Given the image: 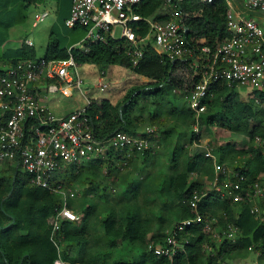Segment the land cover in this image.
Returning <instances> with one entry per match:
<instances>
[{"label": "trees", "instance_id": "16d2710c", "mask_svg": "<svg viewBox=\"0 0 264 264\" xmlns=\"http://www.w3.org/2000/svg\"><path fill=\"white\" fill-rule=\"evenodd\" d=\"M160 7L159 0H149L139 6L138 12L149 17ZM179 7L189 15L184 20L187 29L184 41L187 45L193 48L208 46L215 50L229 37L226 27L228 15L223 0L211 4L183 0ZM161 19V15L155 18ZM139 25V33L144 34L148 25L145 22ZM31 46L23 41L15 54L19 56L4 61L13 63L38 58ZM126 46L123 39L109 37L103 42L82 43L81 49L73 46L60 48L57 43L49 41L43 57L65 60L69 49L78 64H114L146 79L141 86L130 88L116 104L101 98L89 99L86 113L94 138L98 141L109 138L116 131L145 136V131L138 132L142 119L139 113L135 114V110L143 112L146 103L152 104L153 111L149 116L154 128L152 135L160 132L155 148L160 143L165 151L168 150V163L172 168L168 173L166 196L159 201L154 194L158 190L133 188L132 180L128 181L131 172L116 177L113 183L127 182L126 190L117 191V194L114 190L106 193V177L117 171L114 164L128 166L139 157L147 161L154 147L129 155L124 151L111 150L105 159H98L85 167L81 165L80 172L77 165L67 167L57 179L72 188L78 185L81 192L68 203L78 214V220H66L60 225L58 235L63 260L69 264H223L226 259L250 253L255 255L256 250H263L264 89H253L241 99L239 91L223 83L212 84L204 101L206 109L199 117L203 133L217 143L212 148L216 163L240 170L249 182L260 183L263 196L257 202L259 213L256 215L250 212L251 203H231L222 199L207 191L204 183L197 178L206 174L211 179L213 165L211 159L204 157L196 148L187 149L194 141L191 131L193 113L183 98L200 81L199 71L189 67L190 59L167 60L146 44L142 47V57L132 67L124 52ZM249 94L253 95L252 99H248ZM167 122L172 123L170 127H165ZM157 126L163 129L159 131ZM152 135L148 136L150 140ZM232 135L242 136V144L231 141L229 138ZM185 136L187 142L184 143L182 139ZM236 161L239 163L235 164ZM103 167L105 175L101 173ZM4 172L8 173L6 177L1 175ZM193 191L202 196L198 203L200 213L214 218L218 228L235 225L237 239L234 242L217 240L213 234L194 227L183 253L175 255L171 261L155 255L149 244L161 243L164 231L173 220L192 216L184 201ZM78 197L79 202H72ZM60 208L58 194L32 184L28 175L19 172L16 167L1 170L0 264H53L57 254L49 237L48 219ZM166 211L168 217H163ZM154 223L158 227L156 230H153ZM124 243L133 247L135 254L131 259H116L114 253ZM251 245L253 248L249 249ZM258 259L260 264H264V257L258 256Z\"/></svg>", "mask_w": 264, "mask_h": 264}, {"label": "built area", "instance_id": "2783aa9c", "mask_svg": "<svg viewBox=\"0 0 264 264\" xmlns=\"http://www.w3.org/2000/svg\"><path fill=\"white\" fill-rule=\"evenodd\" d=\"M148 1L71 0L64 25L84 29L81 45L103 42L106 37L123 39L127 44L124 52L132 67L142 57V47L146 44L170 61L189 58V67L199 71L200 81L184 96V101L193 113L191 131L194 141L191 146L202 148L203 156L210 158L213 165V176L207 182L209 189L206 190L231 203L249 202L250 212L257 215V202L263 196L260 183L249 182L240 170L216 163L213 147L200 137L203 131L199 117L206 109L204 101L212 84L223 83L233 89H264V0H223L230 35L215 50L208 46L193 48L184 41L187 31L184 20L189 15L179 7L183 0H159L164 11L161 14L163 19L152 21L138 12L139 6ZM198 1L211 4L216 0ZM46 16V11L36 13L33 24ZM141 22L148 25L144 34L139 33ZM25 44L30 46L32 42L26 40ZM77 65L69 49L65 60L38 57L13 63L0 61V171L16 167L28 175L32 184L60 196L61 208L48 219L49 237L57 254L53 264H69L62 258L58 234L63 221L79 218L68 205L69 200L79 193L75 188L61 184L58 174L72 165L105 159L111 150L129 155L149 150L154 143L148 138L153 133L152 127L146 129L145 136L116 131L105 140H96L86 113L89 99L85 107L61 116L40 102V94L61 93L70 97L71 88L80 85ZM98 86L103 89L106 84L99 82ZM201 197L193 191L184 201L192 216L175 221L164 231L161 243L149 244L155 255L171 261L175 255L183 253L194 227L213 234L217 240L234 242L237 239L235 225L218 228L214 218L200 213L198 203ZM206 248L210 249L207 245ZM263 251L256 250L255 256L264 257Z\"/></svg>", "mask_w": 264, "mask_h": 264}, {"label": "rangeland", "instance_id": "374dc122", "mask_svg": "<svg viewBox=\"0 0 264 264\" xmlns=\"http://www.w3.org/2000/svg\"><path fill=\"white\" fill-rule=\"evenodd\" d=\"M68 1L69 0H0V61L19 56L15 54L18 53L23 45V41L26 39L33 43L31 48L34 50L36 57L44 56L49 41L57 43L60 48H67L72 45L74 48L81 49L82 45L78 40L84 37L85 32L81 28L72 29L66 27L62 20V13L66 11ZM44 11L47 12V16L34 25V15ZM163 12L161 8H158L149 16V20H155V18ZM119 30L118 27L116 29L117 36ZM76 71L80 79V85L79 87L71 88L72 95L70 97H66L61 93L39 96L40 102L47 105L56 115L61 116L81 109L86 106V100L91 98L106 99L116 104L123 99V96L130 88L139 87L146 82L145 78L139 77L130 70L114 64L81 63L77 65ZM99 82L106 84V86L100 89L98 86ZM235 90L239 91L241 93L240 98L244 99L243 95L247 94L252 89L250 87H241ZM252 98L253 95L249 94L248 99ZM139 102H141V100H139ZM141 104L142 103H140V105ZM145 105L146 107L143 112L135 110V114L137 115V113H139V117L142 119V124L138 128L139 133L152 127L149 116L153 111V106L150 103H146ZM171 124V122H167L165 127H170ZM158 129L161 131L163 127L159 126ZM178 129L180 130V128ZM188 131L185 132L186 135ZM159 135L160 132H155L154 135H152L153 139L151 141L154 142V148L155 145H157L156 143H158L157 140L159 139ZM200 137L202 141H207L212 147L217 145V143L213 142L205 132ZM183 138L182 141L184 143L187 142V137L185 136ZM229 139L238 144H242L243 142L242 136L238 135H232ZM159 147L155 148V152L153 151V153L150 154L147 161L139 157L136 158L135 161L132 160L128 166L114 164L117 171L112 172L106 177V193H110L111 190H114L117 194V191L120 192L122 189L126 190L127 182L118 185L117 183H113L116 177H119L123 173L131 172L132 174L129 175L130 178H128V181L132 180L133 188L147 187L155 191L158 190L156 193L153 191L156 199L159 201L164 200L167 192L166 185L168 173L172 171V168H170L168 163V150L165 151V148H162V144L160 143ZM194 148L203 154V149L200 147H187L188 150H194ZM238 163L239 161L235 162V164ZM81 165L85 167L89 164L84 163L77 165L76 168L79 172L82 169L80 167ZM101 173L102 175L106 174L104 167ZM1 175L6 177L8 173L4 172L1 173ZM197 178L204 183L205 189H209L207 182L210 179L206 174L200 177L197 176ZM75 186L76 185L73 187ZM77 186L75 188L80 193L81 189ZM79 198L80 197L76 198L72 202H79ZM164 213L163 217H168L167 211ZM174 222L175 220L172 221V224ZM153 228V230L158 228L155 223ZM133 254H135L134 248L124 243L122 246L117 247L114 257L116 259H131ZM252 256L255 255L250 253L248 255L226 259L223 264H260L258 257Z\"/></svg>", "mask_w": 264, "mask_h": 264}, {"label": "crops", "instance_id": "0c3cea01", "mask_svg": "<svg viewBox=\"0 0 264 264\" xmlns=\"http://www.w3.org/2000/svg\"><path fill=\"white\" fill-rule=\"evenodd\" d=\"M70 4H71V0H69L68 2H67V7H66V11H64L63 13H62V20H64L67 16H68V14H69V9H70ZM75 28H81V27H75ZM73 29V28H72ZM82 30H83V28H81ZM84 31V30H83ZM83 39V37H81L78 41L80 42L81 40ZM27 40V39H26ZM26 40H24V41H26ZM76 43V42H75ZM32 46H33V43H32ZM31 46V47H32ZM70 46H72V45H70ZM70 46H68V47H70ZM67 47V48H68ZM1 61H4V60H1ZM41 92L39 91V93H38V95L40 94ZM41 95V94H40ZM252 257H255V256H252Z\"/></svg>", "mask_w": 264, "mask_h": 264}]
</instances>
